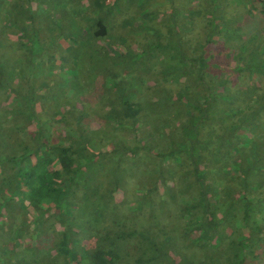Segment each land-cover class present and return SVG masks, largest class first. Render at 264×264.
Here are the masks:
<instances>
[{"label":"trees","instance_id":"16d2710c","mask_svg":"<svg viewBox=\"0 0 264 264\" xmlns=\"http://www.w3.org/2000/svg\"><path fill=\"white\" fill-rule=\"evenodd\" d=\"M0 13V264H264V0Z\"/></svg>","mask_w":264,"mask_h":264},{"label":"rangeland","instance_id":"374dc122","mask_svg":"<svg viewBox=\"0 0 264 264\" xmlns=\"http://www.w3.org/2000/svg\"><path fill=\"white\" fill-rule=\"evenodd\" d=\"M44 1V0H43ZM54 3H55V0H54ZM55 7V6H54ZM130 11H135V6H131V8H130ZM7 14H11L10 12H7ZM10 16V15H9ZM1 13H0V26L1 27H5V26H7L5 23H4V20H2L1 21ZM4 19V18H3ZM121 19L122 18H120L119 20L120 21H117L116 22V25H115V27H116V29H115V33L117 32L118 34H120V32H124L125 31V33H127V30H126V27L125 26H123L124 25V23L121 21ZM8 30L10 31V28L8 27ZM14 31V30H13ZM53 35H55V30H54V34ZM117 35V34H116ZM125 35H127V34H125ZM128 36V35H127ZM47 48H46V46H44L43 48L44 49H47V50H50V51H53V52H51L52 54H54V56H55V39L54 40H52V41H47ZM12 42H10V40H9V42H8V59H6V61H7V67H8V71H9V73L10 72H12L13 71V66L11 65V64H13L14 63V61H15V59L16 58H20L22 61L20 62V64L18 65V66H20V68L19 69H21L22 70V72H24V74L25 75H27V74H32L33 73V71H35L36 69H37V67L39 66L34 60L32 61L31 60V58L30 59H28V54H27V52H26V49L24 48V50L23 51H21L20 53H19V55H13V53H12ZM29 46L30 47H33V45L32 44H29ZM29 46H27L26 48L28 49L29 48ZM18 47V46H17ZM39 48H41V47H39ZM23 55H25L24 57H22ZM12 57H14L15 59L13 60L12 59ZM77 56H74V58H76ZM37 60V59H36ZM51 64L52 65H54V67H55V58H54V60L51 62ZM68 65V64H66V63H62V65ZM57 66H59V67H61V64H57ZM41 68H39L38 67V69L41 71V73L44 75V76H49V75H52V76H49V82H47V81H44V82H46L47 83V87L52 91H54V93L56 94V95H59L60 93L58 92V86H56L55 85V80L57 81V83L58 82H60V76H59V78H55V68H53V71H51L50 69H49V67H50V65H48L47 67H43L42 68V66H40ZM92 67V70H94L95 69V67H93V65L91 66ZM67 69H69V68H67ZM67 69H64V71H61V75H62V78L63 79H69L70 77H71V75L68 73V71H66ZM156 69H158V70H160V67L159 66H157L156 67ZM34 80V79H33ZM41 80V79H40ZM40 80H36V83H35V85H36V89H39V88H43L42 87V83H40L39 84V82H40ZM51 83H53V85H51ZM70 83H72V88H74V86H75V84L77 83V85L80 83L78 80H75V81H73V80H70L69 81V84ZM76 85V86H77ZM39 86V87H38ZM98 85L96 86V88L94 89V92L98 89ZM64 88V87H63ZM62 88V89H63ZM77 89V91L78 92H80V93H84L85 94V96L87 95V97H89V95L88 94H86V92L84 91V89H81V88H79V87H77L76 88ZM61 92H62V90H61ZM6 225H8V222L6 223ZM5 225V227H7ZM10 245V244H9ZM0 252H1V250H0ZM0 255H1V253H0ZM26 256V255H25ZM8 259L10 260V261H12V259H15V257L14 256H12L11 255V253H8ZM25 261H29V258L26 256L25 257V259L23 260V261H21V262H18L17 264H21L22 262L25 264ZM162 264H164V262L162 263Z\"/></svg>","mask_w":264,"mask_h":264}]
</instances>
